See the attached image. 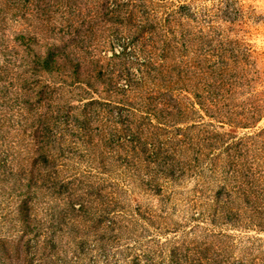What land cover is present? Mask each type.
I'll return each mask as SVG.
<instances>
[{
  "label": "trees",
  "instance_id": "trees-1",
  "mask_svg": "<svg viewBox=\"0 0 264 264\" xmlns=\"http://www.w3.org/2000/svg\"><path fill=\"white\" fill-rule=\"evenodd\" d=\"M20 2L30 0H0L1 17ZM224 4L231 11L209 17V42L190 59L178 49L177 11L162 22L142 12L115 30L129 37L105 63V40L38 51L35 34L10 46L0 31V199L16 209L0 230V264H56L63 238L64 264H264L252 247L235 256L225 230L228 179L254 214L264 210L243 191L264 166V71L215 24L237 19L234 1ZM12 125L28 139L21 167L3 138ZM187 179L194 188L182 194ZM178 201L182 222H169Z\"/></svg>",
  "mask_w": 264,
  "mask_h": 264
},
{
  "label": "rangeland",
  "instance_id": "rangeland-1",
  "mask_svg": "<svg viewBox=\"0 0 264 264\" xmlns=\"http://www.w3.org/2000/svg\"><path fill=\"white\" fill-rule=\"evenodd\" d=\"M124 1L30 0V3H26L27 5L20 2L19 9L15 12H7L4 17L0 15V31L9 37L10 46L14 44L11 39L15 34H20V32L35 34L38 42L35 48L38 51L44 50L47 45L46 42L64 45L69 44L73 38H77L78 41L84 38V42H90L91 47H93V44L105 40L104 45H98V48H101L98 54L105 57L102 60V63H105V61L108 62L107 58L113 52H117L123 46V37L120 38V36L129 37L124 35V32L118 36L115 34V30H122L129 24L138 23L141 20L140 14L142 12L146 14L150 12L157 20L159 19L162 22L166 14L169 17L168 14H171L172 11H177L175 31L179 42L178 49L180 54H184L190 59L194 57V53H198L197 49H204L209 42V17L216 14L223 16V12L231 11L225 6V0H144L143 3L123 6ZM232 1H234L235 7L239 9V12L235 13L237 19L232 23L218 20V23L215 24H220L219 26L230 39H239L244 43L250 49L251 59L256 63V66L264 71V0ZM115 8L120 13V17H117V19L113 17L117 15L109 13V10ZM232 14L231 16H233ZM131 15L133 16L131 17ZM192 17H195V19H190ZM129 47L132 49L133 45L130 44ZM129 47H127L128 50H130ZM89 52L90 50L87 56L90 54ZM133 69L134 67H132ZM120 82H124V80L122 79ZM14 121L18 122L17 120ZM260 124L264 126V120ZM25 135L12 125L11 131L4 134L3 137L6 138L7 143L9 140L14 142L15 145L12 146L15 153L18 154L19 167L28 164V156H30L22 149L24 146H28V139ZM67 144L69 146V142ZM254 166L258 169L260 176L255 180V184H251L252 186L246 184L247 179H244L243 191L250 192L251 194H248L250 198L256 200L263 207L264 166H261V162ZM76 167L85 168V164L78 163ZM194 183L195 181L192 179H187L177 187V191L185 194L194 188ZM234 185L233 179H228L229 191L234 192ZM232 192H230V204L227 214L229 215L230 225L225 230L230 241L234 242V254L239 257L244 251L248 252L252 247L256 250V254L264 257V210L262 209L254 214L251 210V203L244 200L246 196L240 194L236 198L234 193L231 194ZM145 203L150 206L155 204L154 201ZM176 209L177 212H174L169 222H173V220L182 222L184 206L181 201H178ZM15 212L14 203L8 204L5 200L0 199L1 231L7 230L6 228L10 226L11 221L12 223L16 222ZM169 236L171 237V234ZM28 238L30 240L25 241V246L34 241L32 234ZM70 251L67 239L59 240L56 250L52 254V262L61 264L65 260L70 261L72 258ZM37 262L38 260L34 259L32 264H37ZM4 264H22V262L15 259L12 262H4Z\"/></svg>",
  "mask_w": 264,
  "mask_h": 264
}]
</instances>
